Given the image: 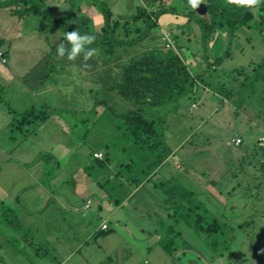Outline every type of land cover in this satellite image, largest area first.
Wrapping results in <instances>:
<instances>
[{"label":"rangeland","instance_id":"rangeland-1","mask_svg":"<svg viewBox=\"0 0 264 264\" xmlns=\"http://www.w3.org/2000/svg\"><path fill=\"white\" fill-rule=\"evenodd\" d=\"M101 1L110 8L112 20L121 19V24L125 18L140 14L142 8L153 6L150 4L169 6L180 5L183 1L184 9H192L189 0ZM71 2L74 4V16L76 13L89 18V31L84 33L99 38L102 19L99 8L96 4H91L90 0H45V8L52 16L60 17L68 13ZM12 8L15 9V6ZM74 16L66 23L54 24L34 15H13L10 7L0 6V166L3 167L5 164L2 163L6 160L29 162L34 165L33 172L40 175L41 182L50 184L49 176L79 162L88 161V155L93 154L95 157V153L101 152L103 158L104 152L99 149L96 151L100 146L108 145L109 150L121 149L123 141L120 130L112 122L115 120L113 117L134 109L135 105L120 97L114 90H109L108 86L120 78L122 68L130 59L137 58L147 49L169 47L181 53L193 71L204 69L210 76H216H212L211 83L207 85L200 83L195 96H183L177 103L145 107L146 112L168 118L166 131L169 134L175 131L172 136L188 135L187 145H198V150L204 155L195 160L198 168L194 175L198 176L199 173V185L205 180L211 182L214 190L223 194L226 201L214 207L206 200L203 203L208 209L206 222L216 218L222 224L224 243H220L218 249L222 250L223 257L216 255L206 243L207 235L200 232L199 235L180 217L174 223H181L180 229L191 236L184 235L178 228L174 229L178 235L175 240L176 246H179L178 251L185 246L199 248L202 257L197 259V264H207L212 258L214 261L210 264H264V153L258 149L257 153L252 152L254 157H250V154L247 157L241 156V148L224 143L225 139L228 140L230 135L238 131L242 115L238 101L245 93H250L247 96L250 97L248 103L256 107L253 114L258 119L263 118L259 121L264 128V83L253 80L256 73H260L259 65L264 59V30L260 27L258 16L239 25L234 36L223 29L203 40L200 29L195 24L184 23L183 16L166 13L160 19L168 18L167 21L157 22L150 34L136 44L117 46L111 54L93 47L97 49V53L91 58L85 60L81 54L75 60H68L67 54L63 58L59 57L56 49L63 40L64 32L81 31V23ZM138 22L143 29L144 22ZM175 22L183 23V26L178 28ZM131 29L132 24H128L119 28L117 33L129 38L137 37V32ZM65 46L70 47L67 43ZM2 57L6 59L5 63L2 62ZM218 57L223 59L216 67L208 66L206 61L210 63ZM247 79L254 83L246 86ZM222 86L223 92L218 90ZM237 90H240V95L235 94ZM226 91L231 93L228 99L224 95ZM31 108H36L35 112L39 109L45 111L43 121L18 124L16 117ZM113 157L114 155L111 158ZM39 160L43 165L40 167L41 172L37 166ZM215 166L223 168V171L219 173ZM243 167L247 173L240 170ZM167 171L172 181L179 182L173 171ZM51 183L56 184L57 181L51 180ZM163 187L159 190L156 188L152 194L157 200L165 196L181 198L184 195L182 191H175L165 183ZM62 206L65 210L69 204L64 202V205H60L58 201L55 205L51 204L49 210L57 211ZM151 206L161 208L157 204ZM168 206V209H172ZM132 210L129 216L134 229H137L135 233L142 234V237H135V241L139 238L151 241L154 234H149L148 231L154 225L151 223L154 216L145 213V216L150 217L147 219L140 215L143 213L139 208ZM92 219L94 225L100 220L98 217ZM162 219L169 223L163 215ZM170 219L173 221L176 218ZM158 221L160 220L154 222ZM3 223L5 224V220ZM110 223L115 229L114 221L111 220ZM201 225L205 226V220H202ZM42 229L44 234V228ZM165 230L162 229V233ZM5 231V237L0 235L2 243L4 238L9 239L7 233L13 234L6 229V225ZM17 237L21 240V233ZM22 239L30 240V236ZM93 242L91 240L90 245L85 246H92ZM131 247L132 244L129 243V248ZM141 247L140 252L136 251L140 256L143 248L147 250ZM81 253L87 255L88 249L85 247ZM98 254L103 252H97L98 259L93 263L105 264L107 261H99ZM82 264H87V261Z\"/></svg>","mask_w":264,"mask_h":264},{"label":"crops","instance_id":"crops-1","mask_svg":"<svg viewBox=\"0 0 264 264\" xmlns=\"http://www.w3.org/2000/svg\"><path fill=\"white\" fill-rule=\"evenodd\" d=\"M160 18L158 23L160 21L166 22L168 19L162 20ZM175 24L176 27L180 28L183 23L178 24L175 22ZM210 67L213 68L216 65ZM191 71L194 73L192 69ZM202 72V77L210 83L212 76H216H210L204 69H202ZM249 94L245 93L238 101V106L242 108L240 126L237 128L238 131L230 135L229 138L231 140L240 137L241 142L239 145H233L241 148L239 155L247 157L250 154V157H254L252 152L257 153L259 149L257 144L264 145L258 140L264 133V128H262L259 121L263 118L258 119L253 114V112H256V107H252L254 104L248 103L250 97L247 96ZM225 98L228 99L229 97L225 96ZM257 114L260 117V114ZM168 120V118L162 117L160 128L161 136L169 147L170 153L151 174L146 178H142L139 183L128 180L123 174H118L123 163H128L129 160L126 156L127 152L125 153L126 149L115 150L113 148V150H109L108 145L96 149V151L102 150L104 152V157L97 159H106V168L103 170L96 167L94 171L98 176L103 177V180L106 179L103 186L98 184L85 171L84 168L90 160L79 162L69 169L57 171L49 176L51 180L57 181L56 184H52L51 180L50 184L41 182L40 175L33 172L34 165L29 162L6 160L2 163L5 165L0 166V205L7 204L15 213L4 216L0 206V235L5 237V225L7 230L13 232L10 235L7 233L8 240L4 237L3 243L0 240V251H2L0 264H82L85 261H87V264H94L93 261L98 259L97 252L100 251L103 254H98L99 261L104 259L105 262L107 261L105 264H197V259L202 257V251L195 246H185L177 252L176 256L172 257L157 243L158 235H153L151 241L139 238L136 242L135 237H142V234L136 235L135 231L137 229H134L129 216L133 212L132 209L139 208L143 213H139L142 217L150 218L145 216V213L154 216L151 222L154 224L152 228L156 229L158 224L154 221L162 219L163 215L169 221L168 224H172L174 229H180L181 223H174L168 214L171 210L168 209L169 203L180 198L171 195L157 200L152 196L156 188L158 190L164 188L163 183L172 186L175 191L177 189L182 192L190 191L202 203H205L204 200H206L207 203L212 204V207L226 202L223 194L214 190L211 182L205 180L202 185H199V173L198 176L194 175L196 173L195 169L198 168L195 160L204 154L198 150L197 144L187 145L188 135L184 137H177V134L172 136L171 134L175 131L169 134L166 131ZM228 140L225 139L224 143L230 146V140ZM188 146L190 147L187 148ZM113 155L114 157L111 158ZM37 164L41 172L40 167L43 165L40 160ZM214 168L219 173L223 171V168L219 166ZM167 170L173 171L179 182L172 181ZM240 170L247 173L245 167ZM130 171H140V169L129 168V173ZM185 171H188V173H185ZM156 183H160L158 187L153 186ZM110 187H113L114 191ZM109 193H112L111 197ZM170 193L172 194L171 191ZM115 195L118 200L121 198V202L115 203V200H113ZM170 198L173 199L170 200ZM58 201L60 205L67 202L69 204L68 208L64 210V206H62L57 211H50L51 204L55 205ZM153 204L161 205V208L152 207ZM130 209L132 211L129 213ZM47 211H50V213ZM9 216L11 220L8 219ZM94 217L100 219L95 225L92 222ZM89 218H91V221ZM4 220L5 224L3 223ZM111 220L114 221L115 229L111 226ZM103 223L107 224V230L110 232L102 230ZM42 228H44V234H42ZM2 230L4 231L3 234ZM180 230L184 235L191 236L187 231ZM104 231L108 233L101 234ZM18 233H21L22 237L30 236V240H23L22 237L20 240L17 237ZM142 233L144 235V232ZM11 237H13L12 240ZM91 240L94 241L93 245L85 246L90 245ZM129 243L132 244L131 248H129ZM141 246L147 250L143 248V253L140 256L136 251L140 252L142 250ZM85 247L88 249L87 255L81 253ZM220 257L222 258L223 255ZM137 259L139 260L137 261ZM213 261L212 258L207 264Z\"/></svg>","mask_w":264,"mask_h":264},{"label":"trees","instance_id":"trees-1","mask_svg":"<svg viewBox=\"0 0 264 264\" xmlns=\"http://www.w3.org/2000/svg\"><path fill=\"white\" fill-rule=\"evenodd\" d=\"M90 1L91 4H96L99 8L102 24L100 27V37L95 38L93 44L89 47H98L105 54L113 53L114 48L117 46H129L143 40L150 34L152 28L158 24L159 18L166 13L177 17L183 16L185 17L184 23L195 24L200 29L203 40L214 33L222 32L223 29L229 32L230 36H234V31L239 25L246 24L256 15L258 16L261 29L264 30V4L255 8H248L240 6L235 2H230V0H201L207 7L206 17H204L199 15L195 8L184 9L182 6L183 1H181L180 5L169 6H164L161 3H149L153 6L148 5L147 8H142L140 14L136 13L130 18H125L121 24V19L112 20V13L105 2L101 0ZM45 4V0H0V6L10 7L12 14L19 17L28 14L44 18L54 24H61L68 22L74 16V4L72 2L70 3L68 13L60 17L52 16L45 8ZM12 6H15V9ZM74 17L81 23L80 32L82 34H85L84 31H89L90 24L88 23L89 18L87 16L75 13ZM138 21L144 22L143 29L140 28ZM128 24H132L131 30L137 32V37L129 38V36H121L117 33L119 28H124ZM222 59L223 57H218L214 61L210 63L206 61V63L208 66H212L220 63ZM259 70L260 73H256V77L253 80L264 83V59L259 65ZM194 73L188 67L181 53L175 52L169 47L147 49L137 58L130 59L122 68L120 78L110 83L108 86L109 90H114L120 97L133 102L135 105L134 109H130L124 114L114 115L113 119L115 120L112 121L115 127L120 130L123 141L122 149H126V156L130 160V162L128 160V163H123L122 169L118 171V174H123L128 180L139 183L142 181V178H146L151 174L169 155V147L161 136L160 127L162 123L160 119L162 117L154 115L152 112H146L145 107L177 103L183 96H195L200 88L199 82H204L206 85L210 82L202 77V70L194 71ZM253 80L248 81L247 79L245 85H252L254 83ZM218 90L223 92V86ZM240 90H237L235 94L240 95ZM225 93V96L231 97L229 91ZM262 99H264V90ZM35 109L31 108L20 115V117H16L19 122L18 124L43 121L46 117L45 111L39 109L38 112H35ZM257 145L264 153V145ZM88 159L90 161L85 166V171L98 184L103 186L106 179L103 180V177L98 176L94 171L96 167L104 170L106 168V159L99 160L93 154ZM261 162V166H263V161ZM129 168H139L140 171H130L129 173ZM142 168L143 170H141ZM159 184L156 183L153 186L158 187ZM110 188L112 189L113 187ZM182 193L184 195L179 200L170 203L172 209L169 210L168 214L170 217L176 218L173 221H177L178 217L183 218L198 234L200 232L207 235L208 239L205 238L206 243H208L216 255H223L222 250L218 249V245L224 243L222 224L216 218L206 222L208 209L192 192L187 191ZM109 195L111 196L112 193H109ZM116 197V195L113 197L115 203L121 202ZM1 212L4 216L15 213L10 206L3 204H1ZM8 219L11 220L10 216ZM202 220H205V226L201 225ZM157 224L158 228H152L148 233L158 235L157 243L169 255L172 257L176 256L179 246L178 244L176 246L175 240H177L176 237L178 235L175 234L174 227L165 223L163 219H160ZM162 229H166L164 233H162ZM107 231L110 232L109 230ZM108 232L104 231L101 234H107Z\"/></svg>","mask_w":264,"mask_h":264},{"label":"clouds","instance_id":"clouds-1","mask_svg":"<svg viewBox=\"0 0 264 264\" xmlns=\"http://www.w3.org/2000/svg\"><path fill=\"white\" fill-rule=\"evenodd\" d=\"M200 2L201 0H189L192 8H197ZM230 2H235L240 6H246L248 8H255L264 4V0H230ZM94 40V36L82 34L78 30L64 32L63 40L57 45V55L63 58L65 54H67L68 60H75L78 56L83 54L84 59L87 60L97 53L96 48L89 47L93 44ZM65 43L70 45V47H66Z\"/></svg>","mask_w":264,"mask_h":264},{"label":"built area","instance_id":"built-area-1","mask_svg":"<svg viewBox=\"0 0 264 264\" xmlns=\"http://www.w3.org/2000/svg\"><path fill=\"white\" fill-rule=\"evenodd\" d=\"M0 56H2V53L0 52ZM2 62L5 63L6 62V59L4 57H2ZM192 106H194V104H192ZM259 142L261 143H264V133L259 137ZM241 142V139L240 137H235V138H232L229 143L230 144H234V145H239V143ZM95 157L97 158H102V153H95ZM102 229H107L108 226L106 223H103L102 226H101Z\"/></svg>","mask_w":264,"mask_h":264},{"label":"water","instance_id":"water-1","mask_svg":"<svg viewBox=\"0 0 264 264\" xmlns=\"http://www.w3.org/2000/svg\"><path fill=\"white\" fill-rule=\"evenodd\" d=\"M195 10L197 11V13L201 16H205L206 15V12H207V7H206V4L204 2H200V5L195 8Z\"/></svg>","mask_w":264,"mask_h":264}]
</instances>
